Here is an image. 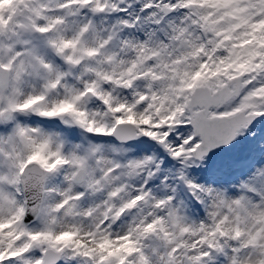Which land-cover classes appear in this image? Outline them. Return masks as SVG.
<instances>
[{"label": "snow or ice", "instance_id": "6c2138e0", "mask_svg": "<svg viewBox=\"0 0 264 264\" xmlns=\"http://www.w3.org/2000/svg\"><path fill=\"white\" fill-rule=\"evenodd\" d=\"M0 264H264V0H0Z\"/></svg>", "mask_w": 264, "mask_h": 264}]
</instances>
